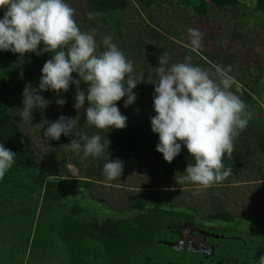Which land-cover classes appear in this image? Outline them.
<instances>
[{
    "label": "trees",
    "instance_id": "obj_1",
    "mask_svg": "<svg viewBox=\"0 0 264 264\" xmlns=\"http://www.w3.org/2000/svg\"><path fill=\"white\" fill-rule=\"evenodd\" d=\"M66 1L68 4L71 1L75 5L78 4V7L74 8V19L82 31L93 28L98 30V51L104 50L99 43L101 37L113 35L114 42L128 59L133 61L135 71L138 74L143 72L146 82L133 89L137 99L132 105L125 107L124 101L127 97L117 102L121 113L127 117V126L123 130H100L89 126L84 109L78 113L74 107L75 85H71L67 93L62 92L59 96L52 91L41 93L51 101L50 105L43 111L35 110L31 121H23L18 116V109L23 107L24 87L29 83L33 87L39 86L41 69L54 53H25L21 59L19 54L0 51V143L17 154L15 163L4 178L0 179V203L7 207L12 206L14 213L22 215L34 211L31 206L42 205L40 213L41 220L45 222L44 230L46 234L54 233L58 236L61 241V253L66 257L60 264H86L90 258L95 260L93 264H103L104 259L113 260L117 255L114 253H119L117 257L123 258L127 255L138 231L133 227L135 223H139L140 228L148 232L151 223L169 214L184 217L203 216L224 222L237 221L235 215L227 209L226 202L224 203L227 199L224 197H229L230 193L228 183L242 182L243 177L254 174L261 185L258 202L255 201L256 210L252 213L253 221L240 224L251 225L264 234V65L259 54L244 47L245 39L242 36V41L238 39L242 43L239 48L235 47L233 42L225 41L224 29L216 23L218 12L243 6V2L136 0L147 17L143 19L140 9L132 0ZM173 1L183 8H188L189 15L193 17L192 22L184 19L186 22L183 21L177 29L194 27L204 34L203 47L200 50L191 49L189 36H185V39L181 34H175V21L173 25H162L151 13L155 5H167ZM252 10L264 15V0H254ZM79 12L85 18L82 19ZM88 12L96 13L95 18L89 19ZM3 15L4 10L0 9V19ZM128 16H131V19H128ZM133 19L135 21L132 22ZM234 30L238 34L241 33L239 28ZM163 52L171 55L170 63L182 62L186 56L191 55L192 64L210 72L214 71L216 65L225 68L230 65V75L236 80L231 91L248 105V111L252 113L247 128L234 142L232 158L225 154L223 160L226 168L232 167V175L224 180L225 186L214 184L207 188L203 197H195L193 191H188L200 186L185 183L187 189H180L184 183H177L176 179L172 181L173 177L179 179L188 164L195 163L183 144L181 153L172 163L166 162L163 155L156 151L159 136L152 132L150 118L156 114L153 110L154 86L151 83L157 80V76L155 70L149 67L159 66V57ZM72 75L76 79L79 78L76 73ZM80 87L86 90L88 85L81 82ZM57 99L66 100V104L60 107L55 102ZM87 106L86 101L84 108ZM61 115L79 116L78 127L82 132L89 136L99 134L102 142L106 138L110 140L104 156L93 159L84 157L82 151L77 154L61 147L69 143L73 136L61 135L58 141L44 137L43 132L48 125L45 124L41 130L36 125L44 120L55 121ZM36 146L43 152L46 168L39 166L37 162L42 156L40 154L37 158ZM116 158L124 163L123 173L119 179L108 181L103 174V166L108 159ZM70 166L78 170L81 175L79 179H71ZM149 173L163 179L165 184L173 185L169 190L173 202L157 200L156 196H152V187L142 178L147 177ZM130 179L139 187L129 184ZM113 187L139 188L143 194L140 198L132 197V202L127 204L124 198L122 200L119 197L111 202L110 196H104L99 189L110 190ZM97 191L100 196L96 195ZM83 197L103 209H115L113 212L123 213L127 218L120 220L98 214L96 211L93 214V211L77 203L76 200ZM201 198L203 200H200ZM196 207L197 210L194 209ZM33 225L38 233L40 223ZM120 238L123 239L121 243ZM254 239L257 242L259 259L264 255V237L255 236ZM96 256L97 258H94Z\"/></svg>",
    "mask_w": 264,
    "mask_h": 264
},
{
    "label": "clouds",
    "instance_id": "obj_2",
    "mask_svg": "<svg viewBox=\"0 0 264 264\" xmlns=\"http://www.w3.org/2000/svg\"><path fill=\"white\" fill-rule=\"evenodd\" d=\"M4 10L0 19V51L19 54L54 53L42 69L39 86L26 84L22 93V109L18 116L23 121H31L32 113L46 109L51 101L41 93L52 91L59 96L67 93L71 85L76 86L74 107L79 113L86 112V123L96 129H120L127 126V117L117 106V102L127 97L125 107L132 105L137 96L133 89L145 83L143 72L137 73L132 60L128 59L114 42L113 35L101 37L103 51H98L93 28L82 31L78 26L75 9L66 0H0ZM89 19L96 13L88 12ZM190 46L193 51L203 47V33L189 28ZM43 45V47H41ZM172 57L163 52L159 66L154 69L157 80L154 86L153 110L150 118L151 130L158 134L156 151L166 162L172 163L181 153L182 144L194 158L185 172L176 179L177 183H192L201 188H209L232 175V167H225V154L232 158L234 142L251 119L248 105L231 88L236 84L230 75L232 67L214 66L210 72L191 63L188 55L182 62L170 63ZM78 75V79L73 77ZM81 82L88 85L81 89ZM88 106L85 109V102ZM63 107L66 100L57 99ZM79 116L61 115L55 121L44 120L36 125L40 130L47 124L43 135L59 140L61 135L74 138L61 145L65 150L93 159L104 156L111 143L107 138L102 142L99 134L91 136L79 127ZM179 141V142H178ZM16 153L0 143V179L15 163ZM124 163L116 158L107 160L103 174L108 181L120 178ZM264 264V255L258 259Z\"/></svg>",
    "mask_w": 264,
    "mask_h": 264
},
{
    "label": "rangeland",
    "instance_id": "obj_3",
    "mask_svg": "<svg viewBox=\"0 0 264 264\" xmlns=\"http://www.w3.org/2000/svg\"><path fill=\"white\" fill-rule=\"evenodd\" d=\"M132 1L136 7L140 9L141 17L146 19L147 17L141 5H139L136 0ZM241 1L244 4L243 6L227 9L224 12H218L216 23L218 26H222L224 29L225 41H231L234 43L235 47L239 48L242 45V36L245 39L244 47L254 50L257 54H259L264 65V15L252 10L254 0ZM71 2L69 5L72 8L78 7V4L75 5V3L72 2L76 6L75 7L73 4H71ZM189 11L190 10L188 8L181 7L176 1H173L167 5H161V3H159L151 9V13L156 16L157 21L162 25H173L175 21V34L178 36L181 34L183 37L189 36L187 31L188 29L181 27L177 29V26H181L183 24L182 22L185 20H189L190 22L193 21V17L189 15ZM79 14L81 15L80 12ZM136 16H138L137 13ZM81 17L82 19L85 18V16L82 15ZM128 19H131V16H128ZM133 21L135 20L133 19L132 22ZM234 28H239L241 33L238 34ZM238 39H241V41ZM262 86L264 89V81ZM35 148L37 158L40 156V154L42 156V158H38V160L36 159L39 166L41 165V167L46 168L47 165L45 164L46 161L45 157H43V152H41L42 150L40 151L37 146ZM69 170L71 173V179H79L81 177L80 173L75 167L70 166ZM142 178L144 179V182L148 183L152 187V196H156L157 200L163 199L165 201L167 200L169 203L171 201L173 202L171 197L172 195L170 194L171 192H169L171 188L170 186L173 185L165 184L163 179L157 178V176L151 173H149L147 177L142 176ZM172 181H175V177H173ZM128 182L132 186H138L137 183L131 179L128 180ZM225 182L226 181H222L216 184L225 186ZM228 184L230 193H228L229 197H224L227 198L224 203L226 202L225 205L227 206V209L230 210L237 218L236 224L238 225L240 222H252V213L256 210L255 206L256 202H258V194H260V182H258L254 174H251L248 177H243L242 182ZM185 186L186 184L184 183L180 189H187ZM128 188L123 187L117 189L113 187L111 188L112 190L100 188L99 191L102 192L104 196H110L109 198H111V202L113 199H117L119 197L122 198V200L124 198V202L127 204L132 202V197H142L143 193L139 191V188ZM206 190L208 189L199 187L194 188L193 190L190 189L188 191H193V195L195 197H203ZM99 191L96 192L97 196H100ZM184 192H186V190ZM34 198L36 199V197ZM255 198L257 199L255 200ZM200 200L203 199L201 198ZM76 201L80 206L86 207L87 209L93 211V214H95L94 211H96L98 214L101 213L107 215L108 217L116 216V213L113 212L115 209L113 211L109 209H103L95 202L89 200L87 197L78 198ZM203 205L205 204H199V206ZM35 206H31V209H34V211H29L26 215H22L20 213H14L12 206L7 207L3 205L2 202L0 203V264H60L62 260L66 259V257L60 252L61 241L58 236H56L54 233L46 234L44 230L45 222L41 220L40 213L42 205L39 206L37 204ZM194 209L197 210V207ZM200 217L206 219V217ZM39 223L41 227L40 231L38 229L37 233V228H35L33 224ZM34 235L36 236L34 237ZM46 254L48 257H45Z\"/></svg>",
    "mask_w": 264,
    "mask_h": 264
},
{
    "label": "flooded vegetation",
    "instance_id": "obj_4",
    "mask_svg": "<svg viewBox=\"0 0 264 264\" xmlns=\"http://www.w3.org/2000/svg\"><path fill=\"white\" fill-rule=\"evenodd\" d=\"M115 217L127 218L123 213ZM133 227L138 231L127 255L123 258L114 253L115 258L104 259L103 264H257L254 237H264L251 225L200 216L169 214L151 223L148 232L139 223ZM93 261L90 258L86 264Z\"/></svg>",
    "mask_w": 264,
    "mask_h": 264
}]
</instances>
